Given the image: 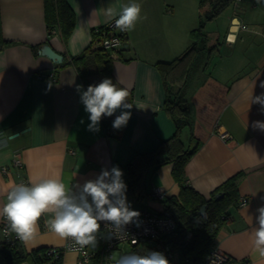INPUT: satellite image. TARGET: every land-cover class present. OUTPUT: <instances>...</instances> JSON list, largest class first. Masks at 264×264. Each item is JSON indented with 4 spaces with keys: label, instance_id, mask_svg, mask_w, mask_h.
Returning <instances> with one entry per match:
<instances>
[{
    "label": "crops",
    "instance_id": "1",
    "mask_svg": "<svg viewBox=\"0 0 264 264\" xmlns=\"http://www.w3.org/2000/svg\"><path fill=\"white\" fill-rule=\"evenodd\" d=\"M67 2L75 12V27L64 40L59 30L48 36L44 0H0L3 35L12 42L0 48V207L8 191L20 182V175L29 184L59 177L69 189L77 190L102 169L118 166L125 181V165L136 153L154 149L175 132V124L163 108L166 90L156 62L179 56L192 43L191 31L211 7L210 2L201 5L199 0ZM133 2L141 5V16L147 19L125 32L127 43L113 62L112 79L131 94L132 115L118 134H108L104 120L108 118L112 125L121 110L103 117L100 130L91 131L89 114L77 91L79 85L87 88L74 65L60 64L90 45L93 31L106 25V8L119 12ZM233 20L246 27L238 28ZM205 30L209 44L215 47L209 62L205 61L191 81L188 97L193 121L181 132L185 147L195 148L186 164L187 183L208 197L230 176L244 173L239 205L231 208L217 245L233 256L235 264H264L253 235L256 210L264 204V132L255 129L253 122L264 121V112L259 104L251 103L252 96L264 93L259 86L264 82V0H233L206 22ZM81 33L86 44L81 43ZM40 43L38 50L33 49ZM45 43L64 56L62 62L39 52ZM105 78L100 74L92 77L95 83ZM223 131L230 133L228 140L221 137ZM15 154L24 162L21 170L12 165ZM3 166L10 167L7 173L2 172ZM172 169V163L150 168L145 176L149 195L137 199L127 192L140 204L131 207L146 206L148 198H155L154 186H163L167 197L178 195L180 185ZM243 197L247 201L240 205ZM51 217V213L42 215L35 239L22 242L26 252L65 244L66 239L46 227L45 220ZM1 220L2 216L0 224ZM54 264L82 263L78 252L65 250Z\"/></svg>",
    "mask_w": 264,
    "mask_h": 264
},
{
    "label": "trees",
    "instance_id": "2",
    "mask_svg": "<svg viewBox=\"0 0 264 264\" xmlns=\"http://www.w3.org/2000/svg\"><path fill=\"white\" fill-rule=\"evenodd\" d=\"M232 1L199 0L201 5L210 2L211 7L203 13L199 25L191 31L192 43L174 59L156 62L163 75L166 90L163 108L173 120L175 132L169 138L160 140L154 149L136 153L125 165L127 192L141 199L149 195L145 187L147 171L163 164H173L172 174L180 185V192L178 195L162 200L163 209L159 212L171 215L177 223L176 229L168 236L167 241L177 254L178 264H198L216 244L219 231L230 217L231 208L239 205V184L243 178V172L230 176L208 197L187 183L186 164L195 148H186L181 138L183 128L191 126L193 121L188 97L189 86L193 77L204 67L205 61L209 62V53L215 47L209 44L205 24L217 17ZM44 13L48 36L53 35L55 30H59L63 39L67 40L75 27V12L67 0H44ZM120 33L126 41L125 32ZM101 40V30H94L90 45L60 64L61 66L74 65L86 88L91 84H98L92 79L96 74L114 78L113 62L124 48V46L106 48L101 45ZM10 43L12 42L3 35L0 9V48ZM40 45L41 43L33 45V49L38 50ZM131 100L130 94L128 101L131 102ZM104 122L107 131L113 129L108 118H105ZM119 130H116L117 134ZM217 194L222 195L217 198ZM203 205H206L204 215L200 213ZM46 250L47 247H41L26 252L22 242L11 244L0 241V256L5 264H19L23 261L54 264L59 261L61 256L54 259L46 253ZM134 250L128 254L145 255L149 250L156 251L154 245L147 243L143 247L134 246Z\"/></svg>",
    "mask_w": 264,
    "mask_h": 264
},
{
    "label": "clouds",
    "instance_id": "3",
    "mask_svg": "<svg viewBox=\"0 0 264 264\" xmlns=\"http://www.w3.org/2000/svg\"><path fill=\"white\" fill-rule=\"evenodd\" d=\"M259 2V0H258ZM141 5L130 3L119 12L112 7L104 11L105 23L111 24L121 32H131L141 19ZM81 43L87 40L81 33ZM75 53V42H73ZM264 88V82L259 85ZM51 83H49V89ZM85 111L89 114V130L99 131L103 117L113 116L121 110L113 121L114 129L126 126L131 118L133 104L128 101L129 92L105 78L98 84H91L86 90L77 86ZM251 103L259 104L264 112V93L252 96ZM253 127L264 132V121H254ZM123 170L118 166L104 168L94 179L85 180L77 190L69 189L59 178H46L30 184H18L7 193L6 202L0 207V216L6 219L8 228L17 238L28 244L38 232V221L42 215L51 213L45 220L46 227L61 239H70L81 249L86 246L96 247L101 222L108 227L107 238H120L127 232L129 224L137 223L140 212L132 209L127 200V184L123 179ZM264 200V197L261 198ZM254 228V247L264 257V204L257 208ZM115 264H170L166 255L160 251L149 250L145 255H121Z\"/></svg>",
    "mask_w": 264,
    "mask_h": 264
},
{
    "label": "built area",
    "instance_id": "4",
    "mask_svg": "<svg viewBox=\"0 0 264 264\" xmlns=\"http://www.w3.org/2000/svg\"><path fill=\"white\" fill-rule=\"evenodd\" d=\"M232 24L237 25L238 28L246 27V25L242 24L240 21L234 23L233 20ZM96 30H101L102 40L100 43L106 48H119L121 46H125L127 43L122 34L116 31L117 28L114 26V21L111 24L104 25V28H97ZM49 76L53 78L54 73H50ZM116 130L118 129L113 128L108 131V134H114ZM220 135L225 140H228L231 137L230 133L227 131L221 132ZM12 165L18 170L25 167L23 160L18 156V154H15L13 157ZM9 169V166H3L2 172L7 173ZM20 178L21 179L18 184H29L27 177L20 175ZM152 195L162 201L167 198V190L163 186H154L152 189ZM246 201L247 199L243 197L240 201V205L245 204ZM132 209L140 212V216L138 218L139 226H137V223L129 224L127 226V232L120 238H107L108 227L105 225L106 222H101V230L97 237L98 243L96 247L86 246L81 249L70 239H67L63 246L47 247L46 253L54 259H57L65 250H72L79 253V262L82 264H115L116 259H118L121 255H126L120 249L122 244H130L133 248L136 245L143 247L141 243L144 241L145 244L154 245L156 251L164 253L170 261V264H178L177 254L172 245L167 241L168 236H170L177 227L175 219L169 214L161 213L147 206L134 207ZM7 228L8 225L6 219L2 216L0 224L2 238L0 241L11 244L22 242L17 238L15 233H11L9 231L6 234ZM0 261L3 262L1 256ZM198 264H235V261L233 256L225 252L217 245L216 241V244L204 255Z\"/></svg>",
    "mask_w": 264,
    "mask_h": 264
},
{
    "label": "rangeland",
    "instance_id": "5",
    "mask_svg": "<svg viewBox=\"0 0 264 264\" xmlns=\"http://www.w3.org/2000/svg\"><path fill=\"white\" fill-rule=\"evenodd\" d=\"M202 16H203V14H202ZM206 30H207V28H206ZM126 195H127V200L131 206L140 205L139 202L136 201L135 199H133L134 197H132L127 192H126ZM143 205H146L147 207L154 209V210H157V211H160L163 209L161 207V206H163L161 200H159L157 198H148L146 203ZM144 244H145V242L143 241L141 243V245L144 246ZM121 248H122V251H127V252H134L135 251L134 248L132 247V245H130V244H122Z\"/></svg>",
    "mask_w": 264,
    "mask_h": 264
},
{
    "label": "water",
    "instance_id": "6",
    "mask_svg": "<svg viewBox=\"0 0 264 264\" xmlns=\"http://www.w3.org/2000/svg\"><path fill=\"white\" fill-rule=\"evenodd\" d=\"M39 52L43 55H46L47 57L51 58L54 62L56 63H60L63 61L64 56L59 53L57 50H55V48H53V46L50 43H45L41 46ZM17 133L13 134L16 135ZM222 194H217V198L221 197ZM205 210H206V205H203L200 208V213L202 215L205 214Z\"/></svg>",
    "mask_w": 264,
    "mask_h": 264
}]
</instances>
